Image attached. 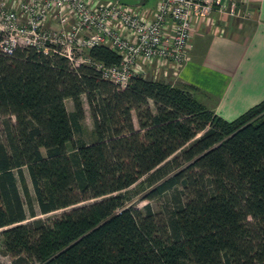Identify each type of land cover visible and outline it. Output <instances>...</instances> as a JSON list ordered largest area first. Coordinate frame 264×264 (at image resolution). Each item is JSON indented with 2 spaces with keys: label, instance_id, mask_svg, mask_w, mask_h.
I'll return each instance as SVG.
<instances>
[{
  "label": "trees",
  "instance_id": "obj_1",
  "mask_svg": "<svg viewBox=\"0 0 264 264\" xmlns=\"http://www.w3.org/2000/svg\"><path fill=\"white\" fill-rule=\"evenodd\" d=\"M89 55L120 62L105 45ZM194 90L142 75L119 87L57 54L0 50V229L12 263L264 264V100L226 120ZM83 98L89 143L74 139ZM147 174L144 197L168 194L162 214L126 205ZM35 205L69 210L44 220Z\"/></svg>",
  "mask_w": 264,
  "mask_h": 264
},
{
  "label": "built area",
  "instance_id": "obj_2",
  "mask_svg": "<svg viewBox=\"0 0 264 264\" xmlns=\"http://www.w3.org/2000/svg\"><path fill=\"white\" fill-rule=\"evenodd\" d=\"M237 15L228 0H157L155 7L119 0H0V50L10 55L32 47L65 57L73 66L89 65L103 79L125 87L135 75L147 77L146 63L190 59L192 21L214 12ZM105 45L120 62L105 64L89 51Z\"/></svg>",
  "mask_w": 264,
  "mask_h": 264
},
{
  "label": "crops",
  "instance_id": "obj_3",
  "mask_svg": "<svg viewBox=\"0 0 264 264\" xmlns=\"http://www.w3.org/2000/svg\"><path fill=\"white\" fill-rule=\"evenodd\" d=\"M228 1L244 16L215 11L193 19L188 62L178 68L172 62L152 61L145 69L147 78L193 85L198 101L233 120L264 100V0ZM156 2L145 7L153 8ZM70 102L65 100L67 109Z\"/></svg>",
  "mask_w": 264,
  "mask_h": 264
},
{
  "label": "rangeland",
  "instance_id": "obj_4",
  "mask_svg": "<svg viewBox=\"0 0 264 264\" xmlns=\"http://www.w3.org/2000/svg\"><path fill=\"white\" fill-rule=\"evenodd\" d=\"M154 3H155V0H147L143 6H152L154 5ZM242 16H244V14L239 12V14L237 13V15L234 16V18H241ZM83 102H84L85 117L80 122L81 129L75 131L74 139L76 141H83V142L89 143L95 140V136L93 132L94 128H93L92 118L90 115V110H89V107L87 106L88 104L85 98H83ZM68 109L69 111L72 109L71 102L68 103ZM0 130H1V126H0ZM24 170H25L24 174L26 177L27 184L29 186L31 194H33L31 183H29L30 180L28 177V172L26 168H24ZM149 177H150L149 174L143 177H140V179L136 183L131 185L128 188V190L124 191L127 197L126 205L128 204L133 205L134 207H137L140 210L144 211L145 205L149 204L157 214H162L165 212V206H167L168 208L171 207V202H169L168 194L160 196L158 198H153V199H148L144 197V195L147 193V191L150 188ZM34 208L36 210L37 215L36 217H33V218H41L44 220H52L56 217H59L63 212H66L69 210V208L66 207L63 209L55 210L50 213L41 214L38 211V208L36 205L34 206ZM33 218H28L26 221H29L30 219H33ZM2 230L3 229H0V264H13L12 256L5 251V248L3 246V237L1 234Z\"/></svg>",
  "mask_w": 264,
  "mask_h": 264
},
{
  "label": "water",
  "instance_id": "obj_5",
  "mask_svg": "<svg viewBox=\"0 0 264 264\" xmlns=\"http://www.w3.org/2000/svg\"><path fill=\"white\" fill-rule=\"evenodd\" d=\"M120 3L125 5H133V6H140L146 3V0H119Z\"/></svg>",
  "mask_w": 264,
  "mask_h": 264
}]
</instances>
